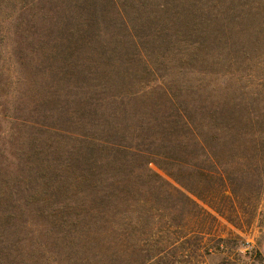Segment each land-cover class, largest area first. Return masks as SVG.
Masks as SVG:
<instances>
[{
    "label": "rangeland",
    "instance_id": "374dc122",
    "mask_svg": "<svg viewBox=\"0 0 264 264\" xmlns=\"http://www.w3.org/2000/svg\"><path fill=\"white\" fill-rule=\"evenodd\" d=\"M10 1L0 11V245L7 244L0 264H81L57 225L40 213L22 211L33 200L19 194V183L40 179L48 192L35 198L57 204L60 191L47 189L48 179L60 184L68 148L75 149L71 163L77 165L94 164L116 145L173 170L174 153L160 142L177 126L175 106L166 96L188 91L192 71L208 66L189 60L187 46L194 39L179 0L173 2L178 7H170L172 0H114L121 15L108 0H95L98 13L88 29L89 42L59 25L45 30L47 39L31 44L19 41L10 25L16 10L31 0ZM173 12L182 24L168 21ZM172 26L181 28L176 36ZM9 31L11 42L4 40ZM79 141L86 143L83 149ZM253 156L238 160L254 167L238 171L233 194L215 192L218 199L230 197L221 203L224 216L186 221L189 228L204 226L202 237L189 231L163 252L129 251L107 264H142L149 257L151 264L158 259L162 264H264V187L256 183L264 179V160ZM149 168L165 175L154 164Z\"/></svg>",
    "mask_w": 264,
    "mask_h": 264
},
{
    "label": "trees",
    "instance_id": "16d2710c",
    "mask_svg": "<svg viewBox=\"0 0 264 264\" xmlns=\"http://www.w3.org/2000/svg\"><path fill=\"white\" fill-rule=\"evenodd\" d=\"M108 1L116 9L114 0ZM174 1L170 7H178ZM11 3L0 0V11ZM179 5L194 39L187 46L189 60L203 61L208 70L194 69L188 91L166 96L175 106L177 126L160 142L168 143L174 153L173 170L116 145L94 164L87 160L86 165H77L71 163L75 149L68 148L60 184L48 179L47 189L60 191L57 204L35 198L46 195L40 179L33 185L35 179L19 183V194L33 200L22 211H35L57 225L81 264H107L110 257L129 251L163 252L189 231L202 237L205 227L189 228L186 221L224 216L221 203L230 197L218 199L215 192L228 189L233 194L236 174L254 167L240 165L239 159L259 154L264 160V0H179ZM117 7L120 15L124 13ZM16 11L10 25L16 27L17 39L27 44L47 39L45 30L59 25L74 30L70 36L89 42L88 29L98 13L95 0H31ZM174 13L168 21L182 24ZM169 28L175 30L174 36L181 29ZM11 39L12 32H5L4 40ZM223 68L222 74L216 72ZM80 143L83 149L86 143ZM256 183L264 187V179ZM157 236L159 240L154 239ZM5 247L3 242L0 252ZM152 259L142 264H151Z\"/></svg>",
    "mask_w": 264,
    "mask_h": 264
}]
</instances>
